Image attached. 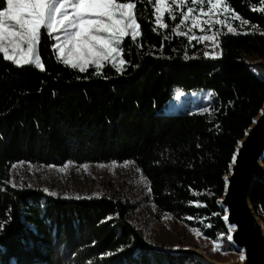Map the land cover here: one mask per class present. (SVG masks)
<instances>
[{
	"label": "trees",
	"instance_id": "trees-1",
	"mask_svg": "<svg viewBox=\"0 0 264 264\" xmlns=\"http://www.w3.org/2000/svg\"><path fill=\"white\" fill-rule=\"evenodd\" d=\"M115 1L132 5L139 28L121 40V68L68 65L45 26L41 67L0 52V264H196L153 249L131 220L133 205L120 198L66 200L14 186L18 163L132 162L160 214L237 251L219 199L236 146L264 105V81L245 64L264 59V0H221L242 22L220 32L217 57L178 30L192 6L214 0H163L161 23L159 0ZM6 6L0 0V13ZM176 88L211 90L208 112H160ZM250 200L264 222L263 182Z\"/></svg>",
	"mask_w": 264,
	"mask_h": 264
},
{
	"label": "rangeland",
	"instance_id": "rangeland-1",
	"mask_svg": "<svg viewBox=\"0 0 264 264\" xmlns=\"http://www.w3.org/2000/svg\"><path fill=\"white\" fill-rule=\"evenodd\" d=\"M168 9L167 1H158L160 23ZM238 20L242 22L221 0H214L208 5L192 6L185 13L184 27L178 30L200 39L208 55L217 57L220 32H236ZM42 26L52 34L57 56L81 70L90 66L101 68L104 62L121 68L122 38L139 35L132 5L115 0H7L0 13V52L17 65L41 67L37 44ZM254 59L247 57L248 61ZM213 97L207 89L176 88L171 101L160 112H208ZM13 173L14 186L41 189L66 200L103 195L124 200L133 205L131 220L155 250L193 247L219 263L242 259V253L224 250L223 241L213 242L196 229L160 214L150 201L148 183L132 162L81 166L18 163Z\"/></svg>",
	"mask_w": 264,
	"mask_h": 264
},
{
	"label": "water",
	"instance_id": "water-1",
	"mask_svg": "<svg viewBox=\"0 0 264 264\" xmlns=\"http://www.w3.org/2000/svg\"><path fill=\"white\" fill-rule=\"evenodd\" d=\"M264 81V59L246 61ZM264 105L239 140L219 205L224 211V222L229 230V242L242 253V259L219 263L193 247L157 250L186 255L196 264H264V222L256 214L250 193L256 181L264 183Z\"/></svg>",
	"mask_w": 264,
	"mask_h": 264
},
{
	"label": "crops",
	"instance_id": "crops-1",
	"mask_svg": "<svg viewBox=\"0 0 264 264\" xmlns=\"http://www.w3.org/2000/svg\"><path fill=\"white\" fill-rule=\"evenodd\" d=\"M38 37H39V33H38Z\"/></svg>",
	"mask_w": 264,
	"mask_h": 264
}]
</instances>
